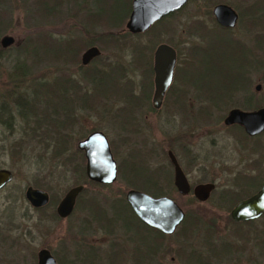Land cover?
Listing matches in <instances>:
<instances>
[{
	"label": "rangeland",
	"instance_id": "1",
	"mask_svg": "<svg viewBox=\"0 0 264 264\" xmlns=\"http://www.w3.org/2000/svg\"><path fill=\"white\" fill-rule=\"evenodd\" d=\"M44 1H0V10L4 11L0 17V38L7 35L13 39L10 45L0 47V104L10 110L0 111V168L12 173L11 180L0 189V264H36V252L40 248L48 249L55 260L56 256L62 259V264H73L72 253L81 245L97 250L90 259L91 264H132V259L134 264H143L142 256L156 234L128 217L122 208H119L120 218L106 224L92 220L85 225L83 218L87 210L81 205L74 207L71 215L64 219L49 216L63 193L77 184L84 186L82 198H95L106 213L111 211L109 201L121 194L124 198L128 189L151 196L161 191L160 195L172 198L184 212L201 213L199 224L192 225L189 232L182 234L177 226L173 234L164 236L155 256L163 264H185L184 257L191 252L200 254L191 257L204 259L206 253L211 255V248L206 249L207 246L214 244L212 250L218 253L223 246H219L221 243L228 244L233 252L226 256L219 254L212 264H264V216L249 224L231 222L227 217L230 205L217 199L218 191L228 189L237 175L264 177V133L257 137L259 164L255 172L249 162L255 155L241 151L236 143L240 133L235 127L222 124L230 107H264V0H245V3L242 0H188L182 9L138 35H131L124 26L131 0H56L55 6L52 0ZM215 4H226L235 10L244 6L250 8V13L259 10L258 27L249 33L246 29L250 26L242 23L230 30L217 28L212 17L207 16ZM44 8H49L50 12L44 14ZM92 13V17L87 16ZM105 20L112 25L119 23L111 26ZM118 29L125 34L108 43L104 32ZM252 36L256 40L253 41L256 62L247 75L246 65L253 63L245 61L246 52L237 51L236 42L239 38L245 43ZM42 37L43 40L62 39L63 44L67 41L64 39H77L84 47L77 51L74 61L64 60L65 56L52 59L42 54L40 61L34 62L32 49ZM53 42L49 45L56 43ZM160 42L179 52L177 80L185 81V86H191L200 97L189 96L196 99L195 102L217 104L221 108L205 105V112L198 115L195 105L191 109L195 118L189 120L188 110L181 101L166 104L171 97L167 95L159 110L151 109V83L147 99L143 100V92L148 89V83L144 82V61L148 59L151 65L152 50ZM89 46H96L100 54L90 65L81 67L79 57ZM45 50L50 51V47L45 46ZM20 60L28 72L19 78L14 66ZM102 72L104 74L96 75ZM57 76L74 81L86 94L88 102L71 106L63 96L60 101L62 112L73 107V124L67 131L72 141L71 163L80 162L84 170V157L76 148V141L90 131L100 130L116 149L117 176L113 183L87 184L86 179L77 178L70 170L71 164L62 165L61 161L55 164L30 140L28 131L21 133L13 99L16 95L23 96L32 79L47 82ZM255 85H259L257 91ZM80 91L74 90L75 94L69 95L77 99ZM100 95L107 98L106 104L96 103ZM226 102L228 106L223 105ZM172 108L179 114L172 115ZM121 138H130L132 142L125 147L120 143ZM147 138H194L193 153H198V162L206 169L188 176L187 180L191 186L199 182L214 183L215 189L206 201L189 202L191 194L176 193L165 146H156ZM14 141L20 142L19 155L12 151ZM149 149L152 154L146 152ZM257 180L244 185L241 199L258 189H254ZM28 185L45 190L49 199L55 200L54 204L39 210L30 207L23 197ZM239 188L232 186L235 190ZM111 252L116 254L111 255Z\"/></svg>",
	"mask_w": 264,
	"mask_h": 264
},
{
	"label": "water",
	"instance_id": "2",
	"mask_svg": "<svg viewBox=\"0 0 264 264\" xmlns=\"http://www.w3.org/2000/svg\"><path fill=\"white\" fill-rule=\"evenodd\" d=\"M186 0H131L130 11L125 22L129 33H140L149 28L158 19L169 12L178 9ZM212 12L217 23L223 26H232L236 15L234 10L226 4H217ZM11 36L0 38V47L4 48L12 43ZM100 54L96 46L87 47L80 55V63L86 64ZM174 51L166 44H159L153 52V92L151 105L157 108L163 94L170 83ZM257 87V86H256ZM224 124L236 123L244 128L249 135L261 132L264 128V107L252 111L231 109L223 118ZM76 148L82 151L84 157V174L86 179L99 184L108 185L116 179V166L112 158L108 140L100 130L90 131L84 138L76 141ZM173 164V185L180 195L189 191L195 200L204 202L214 189V183H196L191 188L186 178L178 168L174 157L167 153ZM12 178V173L6 168H0V189ZM83 186L77 184L69 187L54 207L58 218H66L72 212L76 197ZM23 197L32 208L45 206L48 202V193L30 185L23 190ZM124 200L139 221L148 227L154 228L163 234L171 235L184 217L183 209L169 196H151L145 192L128 189L124 193ZM264 214V182L249 196L237 201L229 210V218L233 222H246L257 219ZM36 264H57L50 251L40 248L36 252Z\"/></svg>",
	"mask_w": 264,
	"mask_h": 264
},
{
	"label": "trees",
	"instance_id": "3",
	"mask_svg": "<svg viewBox=\"0 0 264 264\" xmlns=\"http://www.w3.org/2000/svg\"><path fill=\"white\" fill-rule=\"evenodd\" d=\"M1 1V0H0ZM53 3L52 5H57L55 2L56 0H52ZM40 2H45L44 0H39ZM129 2V1H128ZM1 4V3H0ZM45 6V3L43 4ZM41 5V6H43ZM129 10V9H128ZM42 12L49 13L50 10H46L45 8L42 10ZM4 13L3 10H0V17ZM128 11L125 13L124 17L127 15ZM94 13L92 14H87V16H93ZM95 17V16H94ZM123 17V19H124ZM96 21H100V19H97L95 17ZM162 20V19H161ZM156 21V22H160ZM95 22V21H93ZM106 24L111 25V26H116L119 22L115 23L112 25V23H109L105 20ZM1 23V22H0ZM125 31L123 30H107L104 32V36L107 38V42H113L119 36H123ZM127 33V32H126ZM129 33V32H128ZM131 35H138L137 33ZM67 40L65 44H63L62 39H51L50 37L47 38L46 40H43L40 38V42L36 43V45L32 49V53L35 55L34 57V62L40 61L42 54L43 55H48L49 57L47 58H56V59H61L62 57L66 61H74L76 57V53L79 49L84 47V44L80 40H70V39H64ZM53 41H56L54 45H49V43H54ZM77 43V45L74 47L73 44ZM26 45V44H25ZM50 47V51L45 50L44 47ZM3 49V48H2ZM2 51V50H1ZM70 51V52H68ZM51 53V54H49ZM43 60V59H42ZM21 61V60H20ZM19 63V64H18ZM14 70L16 71L15 74L19 73V78L21 76H24L27 74L28 70L23 64V61L15 63ZM104 74L98 73L96 75ZM92 76H90L91 78ZM18 78V79H19ZM74 81L71 79H64L62 80L60 76H57L55 79H52L50 81H41L37 79H32V81L29 82V84L26 85V90L23 94L21 95H16V97L13 99V107L16 110V115L17 118L20 117V122H18L20 126V131L23 134H26L28 131V135L30 140H33L36 142L43 155H47V157L52 160L55 164L60 162L62 165L63 164H71L70 170L74 172L77 176V178H83L86 179L84 175V170L79 163L72 164L71 163V158L72 153H71V146H72V141L69 135V132H67L70 128L71 125L73 124V107L68 109L66 112L61 111V99L62 96L64 99L68 100L72 106V104H87V98L86 94L81 92L77 87L74 85ZM236 89V88H235ZM74 90L80 91V96L79 98H73L70 97L69 94H75ZM68 95L69 97H64L65 95ZM82 95V96H81ZM105 101H107V98L103 97L100 95L97 99V104H104ZM106 104V103H105ZM6 105L0 104V111H5L6 110ZM205 112L204 109H197V114L202 115ZM113 115V114H112ZM115 116V115H114ZM198 118V117H196ZM12 151L13 153H16L19 155L20 151V142L19 141H14L12 144ZM257 178L258 182L255 184L254 189L261 184L260 182L264 180V177L261 176V174H254V175H247V176H242V175H237L234 178H232L231 185L229 186L228 189L220 190L218 191L217 194V199L220 200L223 204L232 207L238 200L241 199L243 190H244V185H249L250 181L252 179L255 180ZM86 183H92L95 186H106L104 184H99L96 182L89 181L86 179ZM38 185V184H34ZM236 187H240L239 189L235 190L232 189ZM253 189V190H254ZM84 192V188L82 191L78 194L75 200L74 207L81 205L82 208L86 209V216L83 218V223L85 225H88L92 220L97 221V222H104L110 223L112 220H116L120 218L121 216V211L119 208H122L126 213L128 217H131L135 219L139 224L143 226V228L151 230L155 232V236L151 238V242L149 241L147 245V250L145 254L142 256V262L143 264H163L160 261H157L155 259V256L157 255L159 248L162 244V240L164 236H168L166 234L161 233L160 231L148 227L145 224H143L141 221L137 219V217L134 215L128 204L125 202L123 198V194H121L118 197H113L109 201L108 207L110 208V212L106 213L104 212V208L98 205V202L95 198H82V194ZM161 194V191L159 194L155 195L158 196ZM193 197H190L189 202H196ZM55 200L53 198L48 199V202L45 206L39 207V208H33L35 210L43 209L46 206L50 204H54ZM80 202H83V204H80ZM231 209V208H230ZM103 212H102V211ZM228 210V209H226ZM71 215V214H70ZM69 215V216H70ZM50 217L52 218H58L55 214V211H51ZM261 216H264L262 214ZM68 217V216H67ZM202 215L199 212H194V213H189V212H184V217L182 221L180 222L179 229L181 233H187L190 231V228L194 224H199L200 219ZM228 220L231 221L229 218V215H227ZM61 219V218H59ZM64 219V218H63ZM253 220H249L246 222L242 223H247L249 224ZM232 222V221H231ZM241 223V222H240ZM123 224V223H122ZM110 225V224H107ZM125 225V223H124ZM125 227H127L125 225ZM176 230V229H175ZM175 232V231H174ZM173 232V233H174ZM172 233V234H173ZM223 243L219 244V246H222ZM211 248V249H210ZM206 249H215V245L213 244L212 246H207ZM95 249L91 246L87 245H81L78 248H76L72 255H73V264H91L90 259L95 256ZM214 251V250H213ZM116 253H112L111 255H115ZM198 255L200 256L199 253L197 252H191L189 253L186 257H184L185 264H206L205 260L202 257H191ZM56 261L59 264H62V259L59 257H55ZM136 260V257H135ZM139 261L141 260L138 259ZM132 264H134L133 259H132Z\"/></svg>",
	"mask_w": 264,
	"mask_h": 264
},
{
	"label": "flooded vegetation",
	"instance_id": "4",
	"mask_svg": "<svg viewBox=\"0 0 264 264\" xmlns=\"http://www.w3.org/2000/svg\"><path fill=\"white\" fill-rule=\"evenodd\" d=\"M187 1L188 0H186L184 2V4L182 6H180L178 9H176V10H174L172 12L167 13L166 15H164L163 17H161L157 21H159L162 18L168 16L169 14H172L173 12H177L178 10L182 9V7L187 3ZM242 1H244V3H245V0H242ZM213 7L211 8L210 13L207 12V16L209 18L212 17V19H213L216 27L219 28V29L222 28V29H225V30H227V29L230 30L233 27H235L237 23H242L244 25H247V27L250 26L249 29H246V31H248L247 33H249V31H251L252 28L254 29V28L258 27L256 25V22L260 18L259 17V10H256L255 12H251L250 13L249 12L250 8H247V7H244V6H241V9L238 8L237 10H235V9L232 8L234 10V12H235V15H236L235 23L232 26H223V25H220L219 23H217V21L215 19V16H214V14L212 12ZM253 10H254V8H253ZM247 20H248V22H247ZM155 23H157V22H155ZM155 23H153L149 28H147L143 32H140V34H143V33L147 32ZM253 41H256V40L252 36L251 38H248L245 43L243 41H241L239 38H238V41L236 42L237 51H240L241 50V51H245L246 52V54H245V61H247L248 63L256 62V60H255V58H256L255 57V52H254V49H253L254 48ZM159 44H166L171 49H173V51H174V62H173V65H172L171 80H170V83L167 86V88H166V90H165V92L163 94V97H162V100L160 102V105L157 108H153L152 105H151V102H150L151 109L154 110V111L159 110L160 107L164 104V100H165V97L167 95L168 96H171V97H169V102H167L166 104H168V106H170L171 104L173 105V103L175 104V102L177 104L179 101H181L183 107H186V109L188 110V115H190L189 120H191V119L194 120V118H195V117H193L195 115V113H193L192 110H191V109H193V106H195V105H196V107L194 108V110H197V109H205V107H204L205 105H209L210 107H214V108H216V107L217 108H221L217 104H208V103H205L204 104V102H199V101L195 102L196 99H194V98L195 97L196 98L200 97V96H198V93L197 92H194L192 90V87L191 86H189V85L185 86L186 85V82L185 81L181 82V81H178L177 80V74H178V71L177 70H178V68L176 66L178 64V59H179V54L178 53L179 52L177 50H175L174 47H172V46H170V45H168L167 43H164V42H160V43H158V44H156L154 46V48L152 50V56H151V65L148 63L149 62L148 59L144 61V64H145L144 73L146 75H148V78H146V75L144 74V76H145L144 77V82H147L148 83V89L146 90L145 93L143 92V100H146L147 99L146 98V95L148 93V90H149V87H150V83L152 84V92H153V52H154L156 46L159 45ZM240 53H242V52H240ZM98 56L92 58L86 64H81L80 63V59H79V65L81 67H86V66L90 65L93 61H95V59ZM145 58H146V56H144V59ZM254 65H255V63H253L251 65L247 64L246 65V69H245V74L247 73V75H248L249 68H252ZM150 76H151V78H150ZM247 79H248V76L245 77V82H244L245 85H247ZM143 83H142V85H143ZM172 84H173V86L170 88V86ZM142 89H143V87H142ZM258 89H259V85H255L254 90L257 91ZM237 90H239V88H237L235 91H237ZM185 93H187V96H185V98H184V94ZM196 93H197V95H196ZM189 94H192L194 98L193 97H190ZM151 95H152V93H151ZM168 96H167V98H168ZM186 100L188 102H186ZM228 102H226L223 105L228 106V105H226V104H228ZM245 102L248 103L247 100H245ZM240 107H242L244 109L238 108V107H230L227 111H229L231 109H238V110H242V111H252V110H256V109L260 108V107L252 108V107H254V105L251 106V107H243L242 105H240ZM248 108H251V109H248ZM183 109L185 110V108H183ZM171 110H172V113H171L172 115L178 113L177 112L178 110H176L175 108H172ZM6 111L7 112H10V110H6ZM16 117H17V115H16ZM171 117H173V116H171ZM223 118H222V124H223V126H226V127L227 126L235 127L236 130L240 133L239 138H236V140H237L236 143L238 144L239 149L241 151H248V153L252 154L251 156H254L255 155L253 158H251V160L249 162L253 166L252 167V170L255 171V172L258 171L259 161L257 159V154H258V151H259V143H258V138L257 137L260 134L264 133V128H263V130L261 132H259L257 134L249 135V134H247L244 131V128L241 125H239V124H236V123L224 124L223 123ZM147 139L146 140L148 142L153 143L156 146H158V145H162V147L165 146V149H166L165 150L166 151L165 154H166V158L168 160V163H169V165L171 167L172 177H173V164L170 162V160L168 158V155H167L168 152H170L172 154V156L174 157V160H175L178 168L180 169V171L183 174V176L186 178V181L187 182H188V180H187V177L188 176L195 174L197 171H203V170L206 169L204 164H201L200 162H198V159L196 157L198 155V153H196V154L193 153V151H194L193 149L194 148H192V146L194 144L193 141H195L194 138H157V139L156 138H147ZM131 142L132 141H131L130 138H121V141H120V143H122L123 146L129 145V143H131ZM108 144H109V149H110L112 158H113V160L115 162V166H116V176H117V161H116V157H115V153H116L115 151H116V149H115V146H114L113 143L108 142ZM249 145H250V147H249ZM128 149H130V148H128ZM146 152L152 154L151 151H150V149L149 150H146ZM244 157L248 158L247 156H244ZM204 159H206V158H204ZM240 159L242 160V157H240ZM247 165H248V163H247ZM148 169H151V168H148ZM152 170L159 171L160 169H153L152 168ZM168 174H169V172H168ZM210 182H212V181H210ZM199 183H203V182H199ZM188 185H189L190 188L192 187L189 184V182H188ZM172 186L175 189V187L173 185V181H172ZM83 188H84V186H83ZM214 189H215V185H214ZM213 190L210 192V194L213 192ZM175 191H176V189H175ZM176 193L178 194L177 191H176ZM252 193H250V194H252ZM188 194H191V192L189 191L186 195H188ZM250 194H248L247 196H249ZM186 195H181V196H186ZM191 196H192V194H191ZM73 208H74V206H73ZM235 223H240V222H235ZM223 246H222V249L221 250L219 249L220 251H218V253L215 250L214 251L212 250L210 252L208 251L209 253H211V255L208 254V253H206V256L204 257L205 262H207L209 264H212L211 261L214 260L216 257H218L219 254H220V256L221 255L222 256H226V255L231 254L233 252L232 251L233 249H229L228 244L223 243ZM234 252H236V251H234Z\"/></svg>",
	"mask_w": 264,
	"mask_h": 264
}]
</instances>
